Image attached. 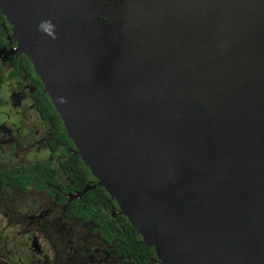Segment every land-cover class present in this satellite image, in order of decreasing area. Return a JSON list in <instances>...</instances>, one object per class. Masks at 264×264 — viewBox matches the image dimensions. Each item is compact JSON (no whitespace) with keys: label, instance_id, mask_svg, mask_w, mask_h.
I'll return each mask as SVG.
<instances>
[{"label":"water","instance_id":"95a60500","mask_svg":"<svg viewBox=\"0 0 264 264\" xmlns=\"http://www.w3.org/2000/svg\"><path fill=\"white\" fill-rule=\"evenodd\" d=\"M82 166L162 264H264V0H0Z\"/></svg>","mask_w":264,"mask_h":264},{"label":"flooded vegetation","instance_id":"af4514ba","mask_svg":"<svg viewBox=\"0 0 264 264\" xmlns=\"http://www.w3.org/2000/svg\"><path fill=\"white\" fill-rule=\"evenodd\" d=\"M0 30V214L4 223L20 228L22 246L21 260L20 252L9 248L14 245L7 241L9 236L2 239L0 230L6 261L17 256L9 264H162L145 246L147 258L134 260L112 238L129 232L142 245L82 166L29 62L14 54L11 29L1 16ZM71 158L82 172L80 189ZM11 175L23 184L12 186ZM88 193L95 194L93 208L84 199Z\"/></svg>","mask_w":264,"mask_h":264},{"label":"trees","instance_id":"16d2710c","mask_svg":"<svg viewBox=\"0 0 264 264\" xmlns=\"http://www.w3.org/2000/svg\"><path fill=\"white\" fill-rule=\"evenodd\" d=\"M0 35H1V30H0ZM26 64V62H25ZM40 100V99H39ZM46 108L49 109L51 112L52 110L49 108V105L45 102ZM61 137H63V135L60 134ZM71 160L73 161V169L75 172L74 174L78 177L79 180H77V184L78 186L76 187L77 189H80L83 186V179H82V172L78 169L74 167V163L77 161L74 158H71ZM11 179H10V183L12 186H17L19 184V186L21 184H23L22 180H19L18 177L11 175ZM28 181V178H27ZM23 187V186H22ZM85 200H87L88 202L90 201V208H93V206H91V201H93L95 199V194L92 193H88L86 195V197L84 198ZM83 201V200H82ZM83 203V202H82ZM88 205V204H87ZM89 206V205H88ZM126 230V229H125ZM113 239H117L121 242V246L123 248V251L127 252L128 254L132 255L133 259L136 261H144L147 258L148 255V249H146L144 246H142L140 243H136V240L134 238V235L130 234L129 232H127L126 234H122L120 236H112ZM135 252V253H134ZM135 254H138L140 257L136 258Z\"/></svg>","mask_w":264,"mask_h":264},{"label":"rangeland","instance_id":"374dc122","mask_svg":"<svg viewBox=\"0 0 264 264\" xmlns=\"http://www.w3.org/2000/svg\"><path fill=\"white\" fill-rule=\"evenodd\" d=\"M3 212H5V211H3ZM8 217H13V215L12 214H8ZM5 220H7V218H5ZM3 221H4V216L1 213L0 214V230H3V235H4L2 237V239L5 236H9V238L7 239V241L10 239V241L14 244V245H12L9 248H14L15 247L20 252L21 255H19V257L22 260V246H19V244L21 243V240H20L21 238L19 239V237L17 236V233L19 231H21V230H20V228H18V226L7 225ZM15 236H16V238H15ZM25 238L22 235V239H25ZM5 255H6V252L3 251L2 245L0 244V264H4V263H8L9 264V262L14 261V260L17 259L16 258L17 256L14 259L10 257V260L11 261L8 262L5 259Z\"/></svg>","mask_w":264,"mask_h":264},{"label":"bare ground","instance_id":"6f19581e","mask_svg":"<svg viewBox=\"0 0 264 264\" xmlns=\"http://www.w3.org/2000/svg\"><path fill=\"white\" fill-rule=\"evenodd\" d=\"M17 50V48H14V52Z\"/></svg>","mask_w":264,"mask_h":264}]
</instances>
